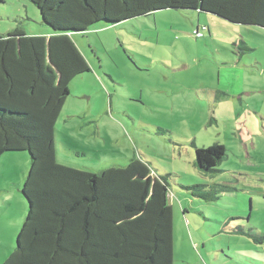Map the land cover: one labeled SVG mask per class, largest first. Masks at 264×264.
I'll list each match as a JSON object with an SVG mask.
<instances>
[{"label":"rangeland","instance_id":"obj_1","mask_svg":"<svg viewBox=\"0 0 264 264\" xmlns=\"http://www.w3.org/2000/svg\"><path fill=\"white\" fill-rule=\"evenodd\" d=\"M203 26L209 30L198 39ZM16 28L57 42L48 45L57 73L72 52L84 62L69 68L54 127L59 164L97 172L139 158L171 175L175 264H264V245L225 228L264 234V29L164 9L64 40L28 0H0V32ZM216 142L227 157L221 172L205 178L194 167L195 146ZM30 168L28 152L0 157V264L27 215ZM214 184L232 191L208 202L184 189L203 185L209 193Z\"/></svg>","mask_w":264,"mask_h":264},{"label":"trees","instance_id":"obj_2","mask_svg":"<svg viewBox=\"0 0 264 264\" xmlns=\"http://www.w3.org/2000/svg\"><path fill=\"white\" fill-rule=\"evenodd\" d=\"M28 1L39 10L42 25L64 40L97 23L114 25L164 9L208 13L264 29V0ZM208 30L197 27L195 37L202 31L204 38ZM52 42L57 44L44 36L29 37L20 28L0 32V157L28 152L31 159L22 189L27 215L3 264H175L170 174H159L139 158L97 172L57 162L54 127L69 93V68L84 62L72 52L57 73L49 63ZM195 148L199 174L208 178L221 172L227 157L223 144ZM202 187L184 189L208 202L232 191L224 184H214L209 193ZM225 228L264 245V234L229 223Z\"/></svg>","mask_w":264,"mask_h":264},{"label":"built area","instance_id":"obj_3","mask_svg":"<svg viewBox=\"0 0 264 264\" xmlns=\"http://www.w3.org/2000/svg\"><path fill=\"white\" fill-rule=\"evenodd\" d=\"M203 31L206 30L205 28L202 29ZM197 37L201 38L203 36L202 31L196 32Z\"/></svg>","mask_w":264,"mask_h":264},{"label":"crops","instance_id":"obj_4","mask_svg":"<svg viewBox=\"0 0 264 264\" xmlns=\"http://www.w3.org/2000/svg\"><path fill=\"white\" fill-rule=\"evenodd\" d=\"M52 33V32H51ZM196 247V246H195Z\"/></svg>","mask_w":264,"mask_h":264}]
</instances>
